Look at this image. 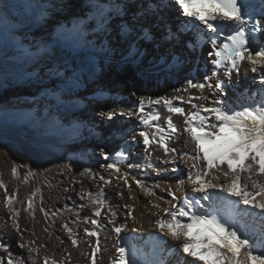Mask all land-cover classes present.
Masks as SVG:
<instances>
[{
  "label": "bare ground",
  "instance_id": "obj_1",
  "mask_svg": "<svg viewBox=\"0 0 264 264\" xmlns=\"http://www.w3.org/2000/svg\"><path fill=\"white\" fill-rule=\"evenodd\" d=\"M46 1L0 0V180L9 195H16L12 207L19 212L15 220L11 218L4 205L5 189L0 188V264H8L9 259L14 264H44L46 258L48 264H92L95 248H99L96 264H119L120 248L125 249L127 264H177V258L179 264L185 260L202 264L184 256L180 250L183 238L177 240L166 227H160L171 220L164 210L179 207L185 200L191 202L193 214L209 212L227 221L229 231L237 230L242 239L247 238L256 254L264 249V215L259 209L227 197L219 189L192 190L188 173L193 161L178 155L185 150L195 153V142L185 131V116L170 112L163 103H147V98L183 96L187 100L191 95L206 97L193 103L212 108L218 99L229 106L264 99V70L259 66L253 72L247 60L236 67L228 60L220 66L215 63V52L230 45L228 36L243 24L212 21L215 31L210 30L185 17L175 0L141 4L140 0H82L78 8L83 18L67 17L65 24H54L47 17L51 12L44 15L51 11ZM130 1L137 2L139 10L116 23L115 32L121 38L102 44L111 18L127 10ZM259 1L264 11V0ZM149 5L169 27L180 26V43L175 38H158L154 51L138 39L129 49L131 41L124 38V26L127 31L133 15H141V6ZM67 6L75 7L76 0ZM261 24L264 36V18ZM161 34H166L164 28L158 37ZM185 41L188 48H184ZM85 75L93 76V81L85 82ZM189 79L204 83L203 92L188 88ZM217 82L224 87L223 95L214 88ZM67 86L70 92L64 90ZM138 97H145L143 111ZM172 106L185 112L194 110L177 99ZM113 112L117 115H111ZM169 119L177 126L175 133L168 127ZM96 126L100 132L91 135ZM142 131L154 141L147 147L139 135ZM102 132L111 134L107 143L99 138ZM161 136L175 153L160 147ZM127 151L132 154L131 167L139 172L122 169ZM118 152L124 155L118 157ZM112 163L122 171L107 168ZM13 167L17 168L15 177ZM29 171L33 175L25 182ZM223 180L221 176L220 182ZM33 191V207L28 209ZM89 195L103 201L100 216L94 215ZM93 219L98 221L96 225L90 223ZM115 227L121 232L116 233ZM72 240L77 241L75 246Z\"/></svg>",
  "mask_w": 264,
  "mask_h": 264
},
{
  "label": "snow or ice",
  "instance_id": "obj_2",
  "mask_svg": "<svg viewBox=\"0 0 264 264\" xmlns=\"http://www.w3.org/2000/svg\"><path fill=\"white\" fill-rule=\"evenodd\" d=\"M175 3L179 5L185 17L200 21L213 31H215V26L211 23L212 21L237 22L240 25L245 23L237 0H175ZM150 8L151 5L148 8L141 6L142 14L139 16L134 14L133 21L129 22L124 35L126 40L131 41L128 45L129 49L138 39L153 42L158 38L165 41H172L175 38L176 43H180V26L169 27V22L162 15L151 12ZM184 26L186 28V22ZM161 28L166 30V34H161L158 37V31ZM228 40L231 41L230 45H225L215 52L217 57L215 63L218 66L224 60L230 61L233 67L247 60L252 65L253 72L258 70L257 66H259V70H264V47L255 51L246 47L248 40L243 28L233 30V33L228 36ZM136 47L138 55L139 44ZM177 61L180 62L178 54ZM187 84L188 88L199 89L201 92L206 87L204 83H194L191 79L187 81ZM207 87L211 89L213 85L208 84ZM214 88L218 94H224L222 83H215ZM187 90L186 88L183 91ZM175 91L180 92L181 89H175ZM133 95H135L134 92ZM173 99L191 104L194 110L185 112L182 107L172 106ZM201 99H206V97L189 95L187 100L183 96L147 98V103L150 105L163 103L170 112L185 116V131L190 133L192 141L195 142V153L185 150L178 155L181 159L187 158L193 161L188 173V181L193 186L194 192L206 193L209 189H219L220 192L226 193L227 197H236L239 202L259 209L264 215V99L252 104L231 106L224 100L218 99L215 101L217 106L212 108L193 103V101ZM138 100L141 111H143L145 97H138ZM124 114L123 111L119 113L121 116ZM111 115H117V113L113 112ZM152 119H158V117L153 116ZM144 123H148V121L144 120ZM167 123L171 133H175L177 126L173 125L171 119ZM159 131L163 132L164 129L161 128ZM139 135L143 137L146 147L154 142L148 133L142 131ZM158 142L166 153L176 152L174 148L169 149L165 137L161 136ZM184 147L187 149V141ZM101 154L107 158L105 153ZM116 155L122 157L124 153L118 152ZM200 162L202 164L197 167ZM107 168L116 172L120 171L114 163L108 164ZM11 174L13 177L17 175L16 167L11 169ZM31 175H33L31 171L25 174V182ZM209 176H212V179H206ZM221 176L224 177L223 182H220ZM100 179L104 180V177H100ZM104 182L110 183V181ZM125 183H127L126 179ZM137 183L139 184V182ZM249 183L251 187H249ZM0 188L5 189L4 205L12 213L11 218L15 220L19 216V212L12 207L16 195L8 194L7 187L2 180H0ZM167 191L169 195H172L171 189ZM35 195L36 192L33 191L27 202L28 209L33 207L32 198ZM88 198L95 206L94 215L100 216L103 201L92 198L90 195ZM218 199L225 198L218 197ZM41 211L45 210L41 209ZM164 211L167 216L171 217V220L161 223L160 227L162 229L166 227L171 236L177 240L183 238L184 242L180 245V250L185 257H191L194 261L202 262V264H264V249L256 254L250 246L249 240L242 239L237 230L229 231L225 226L227 221L218 219L217 215L209 212L202 215L193 214L191 202L188 200H185L179 207L172 205ZM181 218H187L188 222H184ZM90 223L96 225L98 221L93 219ZM15 227L19 230L18 223ZM65 227L67 226L65 225ZM68 231L71 233V229ZM114 231L120 233L121 228L115 227ZM87 234L97 235L95 232H87ZM72 244L75 246L77 241L72 240ZM20 246L25 247L26 245L21 244ZM98 251L99 248L92 250V264H96L95 256ZM119 252L121 253L119 264H127L124 259L125 249L120 248ZM8 264H14V261L9 259ZM44 264H48L47 258L44 260ZM177 264H179V258H177ZM184 264H190V262L185 260Z\"/></svg>",
  "mask_w": 264,
  "mask_h": 264
},
{
  "label": "rangeland",
  "instance_id": "obj_3",
  "mask_svg": "<svg viewBox=\"0 0 264 264\" xmlns=\"http://www.w3.org/2000/svg\"><path fill=\"white\" fill-rule=\"evenodd\" d=\"M69 1L71 2L72 0H47L44 4H49V8L51 11H44V15H47V12H51L52 15H49L47 16L52 23L54 24H59V22H61L62 24H65V22L63 21L64 18H70V19H74L76 20L77 18L80 19V18H83V15L84 13H81L80 12V9L78 8L79 5H83V2L81 0H76V6L75 7H70V6H67L69 4ZM75 1V0H74ZM143 2H147V0H140V4L143 3ZM128 9L127 10H122V14L120 13L119 15H115L113 18H111L110 20V30L109 31H106L104 33V37L102 38L101 42L102 44L105 43L107 40H116L117 41V38H121L119 34H117L115 31L117 30V22L118 20H120V18H123V16H126L128 13H133L134 10L138 9L139 10V4H137V2H133V1H130L128 4ZM129 11V12H128ZM124 19H126L124 17ZM123 32H126V27L124 26V31ZM263 36V34H262ZM264 37V36H263ZM114 38V39H113ZM100 39V38H99ZM143 43L146 45V47H150L152 49H154L155 51V44L156 42L153 41V42H145L143 41ZM183 45H184V48H188L187 46V42H183ZM183 55L186 56V50L183 49L182 51ZM94 79L93 76H90V75H85V82H92ZM65 91L67 92H70L72 89H70L69 86H67V88H64ZM59 98V97H57ZM57 98L55 99V101L58 103V100ZM120 101L117 100L115 101V105L116 107H119L120 105ZM109 119V118H108ZM111 121V119L109 120ZM97 128H94L93 130L90 131V134L91 135H96V133L99 131L98 129V126H96ZM100 132V131H99ZM107 136V137H106ZM100 139H102V141H106V140H110L111 139V134L110 133H104L102 132V134L100 135L99 137ZM117 138V137H116ZM103 143V142H102ZM107 143V141H106ZM174 153V152H173ZM126 155L127 157H125V159H127V161L125 162L124 165H122V169H124L125 171H129L131 174L132 173H136L137 170L133 169L131 166H133L131 164V153H129V151L126 152ZM130 157V159H129ZM188 164L185 163V164H182V166L185 168ZM121 167H120V171L121 170ZM183 171V169H182ZM139 172V171H137ZM7 256V254H6Z\"/></svg>",
  "mask_w": 264,
  "mask_h": 264
}]
</instances>
